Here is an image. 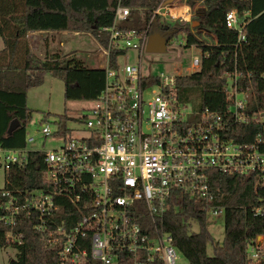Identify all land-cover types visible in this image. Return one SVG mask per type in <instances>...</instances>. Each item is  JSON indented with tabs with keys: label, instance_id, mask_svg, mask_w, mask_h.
Wrapping results in <instances>:
<instances>
[{
	"label": "built area",
	"instance_id": "2783aa9c",
	"mask_svg": "<svg viewBox=\"0 0 264 264\" xmlns=\"http://www.w3.org/2000/svg\"><path fill=\"white\" fill-rule=\"evenodd\" d=\"M129 12L119 0L111 26L102 28L108 33L107 46L100 47L104 83L87 114L72 116L66 133L60 132L56 118L43 117L32 134L29 121L23 146L0 145V222L10 227L7 241L20 242L12 227L15 216L25 213L34 218L43 243L58 252V264H116L125 259L131 264L155 260L176 264L172 236L156 227L143 231L141 208L154 224L185 195L211 200L209 169L256 174L264 184V136L244 144L226 138V114L193 112L174 101L170 91L177 73L150 74L157 78L150 84L149 75L142 72L152 22L189 21L190 7L162 1L143 30L120 27ZM225 23L237 31L238 43L244 39V19L235 10L226 13ZM128 50L136 52L134 64L121 61ZM190 65L199 67L197 56H192ZM238 76L236 71L229 75L226 86L228 117L236 123L262 119L261 113L245 111L246 94L238 88ZM46 140L57 144L46 148ZM32 153L43 155L41 184L26 191L5 189L10 168L24 164ZM208 212L215 215L222 209L209 207ZM248 252L252 259L257 257L253 247Z\"/></svg>",
	"mask_w": 264,
	"mask_h": 264
},
{
	"label": "trees",
	"instance_id": "16d2710c",
	"mask_svg": "<svg viewBox=\"0 0 264 264\" xmlns=\"http://www.w3.org/2000/svg\"><path fill=\"white\" fill-rule=\"evenodd\" d=\"M118 1L0 0L1 146H23L26 126L31 119V110L26 106L27 89L40 85L45 74L62 80L65 100L92 101L104 83L102 68L84 66L66 54L55 52L43 59L36 57L29 50L27 32L88 33L100 47H106L108 33L102 28L111 26ZM162 1L165 0H120V5L130 8L129 16L120 27L145 29L151 11ZM198 2L202 3L204 11L190 22L161 24L156 18L150 25V31L154 28L162 33L170 32L169 39L184 33L186 45H197L202 50L199 67L176 76L170 92L177 104L188 105L193 112L208 110L226 114L228 127L224 136L240 144L251 143L258 136H264V0H186L191 8ZM230 10L244 19V39L239 43L237 31L229 29L225 23V15ZM194 22L197 26L192 27ZM190 28L204 29L211 35L212 42H206L200 38L199 31L194 34ZM115 55L112 52L114 66ZM234 71L239 73V90L246 94L245 111L249 115L261 113L262 119L236 123L228 117L230 100L226 86ZM156 79L152 75L147 77L150 84ZM12 119L20 124L8 134L7 127ZM56 119L60 132H68L66 122L73 117L63 112ZM42 156V153H32L24 164L12 166L4 188L26 191L39 186L44 179ZM207 177L211 200L185 195L180 205L175 208L173 202L163 218L154 224L141 208L139 218L143 231L156 227L169 233L177 253L182 254L188 264H264V184L256 174H229L218 169H209ZM209 207L222 209L224 236L221 245L214 244L207 228ZM67 208L73 209L72 206ZM64 213L62 207L61 215ZM192 221L198 225L196 232L191 230ZM34 223L33 217L17 214L12 231L20 236V242H9L6 233L10 227L0 222V248L15 249L8 264L59 263L58 252L43 243ZM208 245L213 247L211 255L207 253ZM249 247L254 248L255 259L250 257ZM116 264L131 262L125 259ZM147 264L162 262L155 260Z\"/></svg>",
	"mask_w": 264,
	"mask_h": 264
},
{
	"label": "rangeland",
	"instance_id": "374dc122",
	"mask_svg": "<svg viewBox=\"0 0 264 264\" xmlns=\"http://www.w3.org/2000/svg\"><path fill=\"white\" fill-rule=\"evenodd\" d=\"M172 1L177 5L183 3L186 4V0H171V2ZM203 11L204 6L202 3H196L193 8L190 7L191 17L189 21L186 22H190L194 17L201 16ZM175 22L177 24L183 23V21L179 20H175ZM192 25V27L197 26L196 22ZM153 29H151V31ZM190 31L194 34L199 31L200 38L204 39L206 42H212L211 35L204 29L190 28ZM50 42L53 43H51L52 46L49 47L48 44L50 45ZM54 42L55 45H53ZM59 42H62V44L59 45ZM2 46V40L0 38V48H2ZM35 46L36 48L34 50L36 54L42 58L53 54V51H59L63 55L66 54L67 56L81 61L82 65L87 67L101 68L103 64V58L101 57L102 49L95 39H93L88 33H79L77 35L73 33H64L63 35H57V37L56 35H49L45 38L40 36L39 42ZM201 51V48L197 45H186L185 34L178 33L173 35L167 42L166 52L151 53L144 51L142 53V72L148 75H159L161 73H177L178 75H183L191 73L197 69L191 67V58L192 56H197L198 59H200ZM125 57L121 58L122 62L128 61L129 63L134 64L136 52L128 50ZM154 89L156 90V88ZM26 96V106L31 110L30 123H32L28 126V130L32 134L35 132L36 124H38L45 115H48V121L54 120L57 115H60L63 112L74 117H79L87 114L88 109L92 107L91 101L65 100L63 97L62 80L55 78L50 74L44 75L43 82L40 85L28 88ZM238 98H240V96H238ZM81 125L82 124H80V126ZM36 137V142L40 143L41 137L38 134ZM56 144L57 141L55 140L45 141L46 148L54 147ZM2 173V170H0V186L3 185ZM191 224V230L196 232L198 230V225L193 221ZM207 228L214 239V244L221 245L224 236L222 213L215 215L209 214L207 218ZM207 253L209 255L213 253L212 245L207 246ZM14 254L15 249L10 246L0 248V264H8L9 259L13 258ZM177 255L178 258L176 264H188L182 254L178 253Z\"/></svg>",
	"mask_w": 264,
	"mask_h": 264
},
{
	"label": "water",
	"instance_id": "95a60500",
	"mask_svg": "<svg viewBox=\"0 0 264 264\" xmlns=\"http://www.w3.org/2000/svg\"><path fill=\"white\" fill-rule=\"evenodd\" d=\"M193 26V25H192ZM169 35L162 33L157 29H153L146 42L145 51L151 53H162L167 51V42L169 40ZM20 122L17 119H12L7 127V133L11 134L19 126Z\"/></svg>",
	"mask_w": 264,
	"mask_h": 264
},
{
	"label": "crops",
	"instance_id": "0c3cea01",
	"mask_svg": "<svg viewBox=\"0 0 264 264\" xmlns=\"http://www.w3.org/2000/svg\"><path fill=\"white\" fill-rule=\"evenodd\" d=\"M64 33H73L75 35L79 34L77 32H72V31H34V30H30L27 32V44H28L29 50L34 55H36L37 57L43 59L42 57L37 55L35 50H34L36 48L35 45H37L39 42V37L42 36L43 38H45V37H48L49 35H56V37H57V35H63ZM51 43H53V42H50V45L48 44L49 47L52 46ZM61 44H62V42H59V45H61ZM53 45H55V42ZM56 51H58V50H56ZM52 53H55V51H53ZM259 239H261V238L259 237Z\"/></svg>",
	"mask_w": 264,
	"mask_h": 264
}]
</instances>
